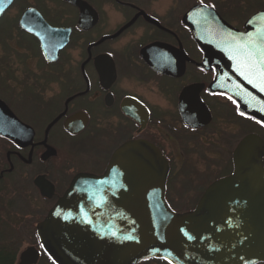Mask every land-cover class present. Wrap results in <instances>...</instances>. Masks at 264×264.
<instances>
[{
    "label": "flooded vegetation",
    "instance_id": "1",
    "mask_svg": "<svg viewBox=\"0 0 264 264\" xmlns=\"http://www.w3.org/2000/svg\"><path fill=\"white\" fill-rule=\"evenodd\" d=\"M196 5L213 8L239 33L245 31L250 16L264 9H254L244 18L237 15L235 21L210 0H191L182 11L178 10L177 0H11L0 14V25L9 20L5 27L10 30L9 52L15 66L10 76H0V100L33 130V138L21 146L0 135L4 147L0 183L17 170H29L30 177L24 180H29L38 196L48 203L46 214L75 175H99L119 146L130 141L148 142L169 166L165 198L172 207L168 195L178 176L172 170L189 164L192 136L219 123L218 114L231 117L239 127H247L244 135L233 139V135L212 128L203 138L207 140L211 135V140L220 141L224 154L229 155L230 171L215 176L202 191L190 194L195 198L191 207L175 211L192 210L209 184L232 172V153L243 137L256 134L264 141L263 123L240 112L237 102L226 92L210 88L217 71L215 65L206 63L197 36L201 33V44H209V21L202 23V31L198 32L183 19ZM104 7L113 11L106 13ZM9 12L11 18H7ZM51 84L56 85V91L47 96ZM182 93L187 108H194V101L200 100V126L184 119ZM40 116L46 119L40 121ZM54 119L56 122L46 132ZM54 131L75 139L76 147L89 134L90 165L81 167L71 160L70 152L62 153L53 142ZM211 140L209 145L214 142ZM228 143L232 146L226 151ZM38 178L49 188V196L35 185ZM34 233V244L40 251ZM40 258L51 264L42 252Z\"/></svg>",
    "mask_w": 264,
    "mask_h": 264
},
{
    "label": "water",
    "instance_id": "2",
    "mask_svg": "<svg viewBox=\"0 0 264 264\" xmlns=\"http://www.w3.org/2000/svg\"><path fill=\"white\" fill-rule=\"evenodd\" d=\"M10 1L0 0V14ZM183 19L198 32L209 21V44H201V33L197 36L206 63L216 67L210 88L226 92L240 112L264 123L260 78L264 10L246 21L242 33L205 5L192 7ZM245 45L255 53L251 60L246 58ZM251 63L255 67L249 71L245 64ZM201 105L195 100L194 108H187L182 93L181 112L195 127L201 125L197 116ZM0 134L21 146L33 138V130L1 100ZM263 157L264 141L256 134L243 137L232 153V172L209 184L192 210L180 213L165 198L169 166L161 152L148 142H126L114 151L101 174L74 176L37 224L39 244L55 264H139L148 259L168 264L264 262ZM35 185L49 196L40 178ZM38 258L39 251L30 246L20 253L18 264H36Z\"/></svg>",
    "mask_w": 264,
    "mask_h": 264
},
{
    "label": "rangeland",
    "instance_id": "3",
    "mask_svg": "<svg viewBox=\"0 0 264 264\" xmlns=\"http://www.w3.org/2000/svg\"><path fill=\"white\" fill-rule=\"evenodd\" d=\"M190 1L177 0L178 10H184L190 4ZM210 1L216 2L217 5L219 4L221 10L235 21H238L237 15L244 18L254 9L264 7V0ZM165 7L166 4L162 9ZM103 9L106 13L112 10L107 7ZM11 14L12 12H9L7 18H11ZM8 24L9 20H4L0 25V76H10L9 72H12L15 66V59L11 57L12 53L9 52L12 46V38H10V30L5 27ZM3 56L6 61H4ZM34 69L36 71L38 67L35 65ZM54 91H56V85H48L47 96L54 93ZM162 100H166L164 96ZM217 118L219 123L211 127V129L219 128L223 133L233 135V139L245 134L247 127L244 124L239 127L234 119L223 117L221 114H218ZM42 119L46 118L41 116L38 118L40 121ZM211 129L200 131L192 136L190 143L193 148V155L188 162L189 164L173 167L172 174L178 176L170 186L169 195L171 196L168 195V199L176 211L183 206L191 207L195 202V198L190 196V194L202 191L208 181L215 178V176H222L230 171L228 167L230 164L229 155L224 154L223 147L219 145L220 141L213 139L214 142H212L211 135L207 140L203 139ZM52 139L62 153L68 154L70 152V158L74 163H78L81 167L85 164L90 165L88 159L92 155V142L89 134L81 138L77 147L75 139H70L59 131L52 133ZM209 139L212 145L208 144ZM230 144L232 143H228L226 146ZM231 146L229 148L226 147L228 148L226 151L230 150ZM3 158L4 147L2 148L0 145V163H2ZM21 172L17 170L13 174L8 175L4 183H0V252L14 254L15 260L13 264L18 263L19 255L24 249L30 246L36 247V244H34V230L36 225L46 216L45 211L48 206V203L44 202L35 192L29 180H24V177L27 179L30 177V171ZM43 258H40L37 264H50ZM141 264L168 263L160 260H150Z\"/></svg>",
    "mask_w": 264,
    "mask_h": 264
},
{
    "label": "snow or ice",
    "instance_id": "4",
    "mask_svg": "<svg viewBox=\"0 0 264 264\" xmlns=\"http://www.w3.org/2000/svg\"><path fill=\"white\" fill-rule=\"evenodd\" d=\"M242 47L246 49V58L248 60H251L254 57L255 53L251 50H247V47H248L247 45L242 46ZM245 67H247L249 71H251L255 67V64L254 63L245 64ZM241 74L243 75L244 73H241ZM260 78L262 80L261 90L264 91V71L260 72ZM249 82H251V80Z\"/></svg>",
    "mask_w": 264,
    "mask_h": 264
},
{
    "label": "trees",
    "instance_id": "5",
    "mask_svg": "<svg viewBox=\"0 0 264 264\" xmlns=\"http://www.w3.org/2000/svg\"><path fill=\"white\" fill-rule=\"evenodd\" d=\"M15 260L14 254L0 252V264H13Z\"/></svg>",
    "mask_w": 264,
    "mask_h": 264
}]
</instances>
